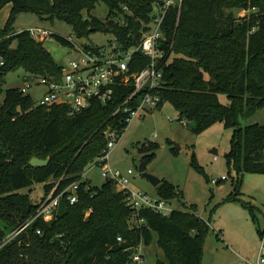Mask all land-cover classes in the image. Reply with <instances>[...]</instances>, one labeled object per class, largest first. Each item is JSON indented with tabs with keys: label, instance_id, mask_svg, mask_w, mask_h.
Returning <instances> with one entry per match:
<instances>
[{
	"label": "trees",
	"instance_id": "16d2710c",
	"mask_svg": "<svg viewBox=\"0 0 264 264\" xmlns=\"http://www.w3.org/2000/svg\"><path fill=\"white\" fill-rule=\"evenodd\" d=\"M157 1L0 0V11L10 6L9 18L0 28V95L5 94L0 107V240L33 217L37 205L30 192L35 184H43L44 195L58 182L57 193L79 184L77 202L71 205L62 199L56 221L33 222L0 251V264H130L135 249L150 244L152 233L157 234V246L165 257L155 264H200L209 223L194 212L177 209L163 217L142 211L144 224L138 226L125 195L115 190L112 181L107 179L97 188L84 179L85 169L107 148V133L120 136L128 127L127 119L144 92L122 105L134 91L132 76L148 65L147 57L139 53L133 57L128 83L113 87L107 105L93 101L73 117L67 116L64 106L36 107L20 89L3 90L4 77L16 70L24 72L25 81L61 77L62 67L44 41L32 39L28 31L14 32L17 16L30 13L63 22L78 41L85 42L93 33L109 34L128 50L140 43L142 22L149 21ZM100 3L109 11L105 21L91 15ZM123 6L133 16L119 25L114 17L123 13ZM241 11L248 16L237 18ZM163 32L161 48L170 61L166 58L163 65L158 90L162 101L157 109L169 103L180 114L179 121L194 124L192 132L197 135L217 123L231 127L225 157L236 171L237 183L245 173L264 174V126H239L245 112L264 107V0H182L179 12L173 9L167 14ZM52 39L74 46L54 34ZM220 96H226V105ZM152 157L144 155L141 162ZM32 158L50 161L44 168H33ZM192 162L197 165L194 156ZM156 192L161 200L176 199L185 206L178 188L167 181H161Z\"/></svg>",
	"mask_w": 264,
	"mask_h": 264
},
{
	"label": "rangeland",
	"instance_id": "374dc122",
	"mask_svg": "<svg viewBox=\"0 0 264 264\" xmlns=\"http://www.w3.org/2000/svg\"><path fill=\"white\" fill-rule=\"evenodd\" d=\"M108 8L100 3L91 13L99 21L108 17ZM10 6L0 11V28L9 18ZM249 12H238L243 19ZM31 29H44L56 36L68 39L72 45H79L72 28L60 21L42 20L35 14H21L13 22L15 33ZM113 38L109 34L93 33L85 43L89 46L108 48ZM45 49L55 62L64 66L76 59L71 46H62L56 39L48 40ZM25 74L16 70L4 77L3 90L20 89L25 86ZM46 93L44 87H33L26 95L37 105ZM5 94L0 95V107ZM223 105L226 96L219 97ZM180 114L169 104L160 109L149 110L132 117L126 130L118 136L116 146L110 151L108 165L122 176L129 178L128 189L141 192L152 199H159L156 188L139 172L144 155H152L145 163L146 172L161 181H167L182 195L184 207L175 199L169 201L174 209L194 212L204 224L209 223L200 264H241L242 260H257L261 236L264 229V174L245 173L237 183V174L227 165L225 154L230 150L233 129L223 123L211 126L202 134H194V124L179 121ZM258 124L264 126V107L245 112L239 119L240 127ZM176 146L179 149H176ZM195 157L193 165L192 158ZM217 157V161H215ZM199 167V169L196 168ZM129 171L133 174L129 175ZM226 177L225 181H221ZM239 178V177H238ZM91 186L101 187L106 179L102 168L90 164L84 172ZM118 192L119 188L115 186ZM29 190H23L27 194ZM43 184L31 188L30 199L34 205L43 197ZM146 264L165 261L157 246V234L152 233L148 246L141 247Z\"/></svg>",
	"mask_w": 264,
	"mask_h": 264
},
{
	"label": "built area",
	"instance_id": "2783aa9c",
	"mask_svg": "<svg viewBox=\"0 0 264 264\" xmlns=\"http://www.w3.org/2000/svg\"><path fill=\"white\" fill-rule=\"evenodd\" d=\"M182 0H159L152 6V12L149 15V21L143 23L144 32L140 43L128 50H123L119 46L116 37H113L108 48L92 46L85 49L81 45L73 46L77 54L76 59L68 61L61 66V77L54 78H33L24 81L25 86L20 88V93L24 96L33 87H44L46 93L36 107L50 108L52 106H64L67 110V116L73 117L82 111L91 107L93 101H98L102 105H107L113 97V87L115 85H126L129 77V66L136 54H141L149 59L148 65L132 76L134 91L122 105H126L136 95L144 92L134 111H131L127 123L132 117H137L142 112L155 110L161 103V97L158 90L161 88L163 65L167 61L166 51L161 48L165 40L163 27L167 14L173 10L180 11ZM123 13L114 17V22L124 25L127 16H133L131 11L122 7ZM247 12V11H243ZM30 37L34 40H42L45 43L52 40V33L44 29H31L28 31ZM169 57V56H168ZM167 58V59H166ZM170 61V58L168 59ZM130 112V110H125ZM118 136L113 131L107 133V148L102 155L92 164L102 168V177L110 180L119 188L120 192L126 197L127 206L136 218V224L141 226L144 220L140 217L142 211H149L157 215L168 217L176 209L166 201L161 199H152L141 192H134L128 189L129 178L122 176L118 171L113 170L108 165L110 151L116 146ZM217 161V157L214 158ZM129 175L133 174L129 171ZM227 178L222 177L221 181ZM59 182L55 188L47 195H43L33 217L18 225L16 228L8 231L0 240V251L20 238L26 233L33 222L43 220L44 222L56 221L59 213V207L62 199H65L71 205L78 200V183H73L67 188L60 190ZM41 235V231H37ZM121 242V239H118ZM140 245L135 249L130 264H146L144 254ZM241 264H264V229L261 234L260 251L255 262L242 260Z\"/></svg>",
	"mask_w": 264,
	"mask_h": 264
},
{
	"label": "water",
	"instance_id": "95a60500",
	"mask_svg": "<svg viewBox=\"0 0 264 264\" xmlns=\"http://www.w3.org/2000/svg\"><path fill=\"white\" fill-rule=\"evenodd\" d=\"M79 44L81 46L85 45L84 40H80ZM176 149L178 150L179 147L176 146ZM50 159L47 158L45 160H40L38 158H32L29 162V166L33 167V168H44L48 165ZM139 172L142 174L143 177H145L147 180H149V182L152 184L153 187L157 188L160 184H161V180L148 174L146 172V165L141 162L140 167H139Z\"/></svg>",
	"mask_w": 264,
	"mask_h": 264
},
{
	"label": "crops",
	"instance_id": "0c3cea01",
	"mask_svg": "<svg viewBox=\"0 0 264 264\" xmlns=\"http://www.w3.org/2000/svg\"><path fill=\"white\" fill-rule=\"evenodd\" d=\"M85 180H87V179H85ZM88 181V180H87Z\"/></svg>",
	"mask_w": 264,
	"mask_h": 264
}]
</instances>
